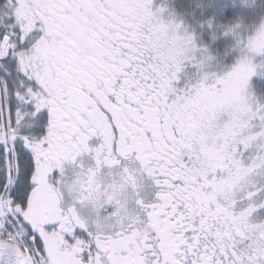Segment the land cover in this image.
Segmentation results:
<instances>
[{"label": "snow or ice", "instance_id": "obj_1", "mask_svg": "<svg viewBox=\"0 0 264 264\" xmlns=\"http://www.w3.org/2000/svg\"><path fill=\"white\" fill-rule=\"evenodd\" d=\"M0 264H264V0H0Z\"/></svg>", "mask_w": 264, "mask_h": 264}]
</instances>
